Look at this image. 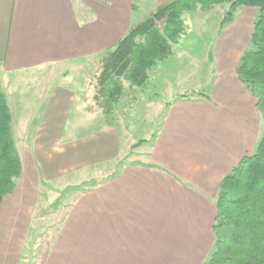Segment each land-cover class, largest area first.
<instances>
[{
    "label": "crops",
    "instance_id": "0c3cea01",
    "mask_svg": "<svg viewBox=\"0 0 264 264\" xmlns=\"http://www.w3.org/2000/svg\"><path fill=\"white\" fill-rule=\"evenodd\" d=\"M133 3L0 0V86L21 160L15 189L0 203V264H19L46 184L67 183L121 159L117 169L94 171L104 180L72 188L42 264H201L209 258L219 184L264 133L256 99L236 73L245 50L239 42L249 43L256 14L244 11L239 23L234 17L223 25L208 90L166 100L153 136L134 146L138 139L94 105L92 76L82 69L59 81L41 74L52 66L99 63L139 22Z\"/></svg>",
    "mask_w": 264,
    "mask_h": 264
},
{
    "label": "trees",
    "instance_id": "16d2710c",
    "mask_svg": "<svg viewBox=\"0 0 264 264\" xmlns=\"http://www.w3.org/2000/svg\"><path fill=\"white\" fill-rule=\"evenodd\" d=\"M220 4H228L220 20L221 28L233 20L238 6L257 10L250 46L242 53L236 73L255 97L264 122V0H168L132 25L100 59L93 98L109 123L115 119L123 91L121 78L133 86H142L148 71L173 53V45L186 31L182 12ZM132 8L135 9L134 3ZM20 173L11 115L0 86V203L13 192ZM215 204V241L209 258L201 264H264V133L255 150L243 156L222 178Z\"/></svg>",
    "mask_w": 264,
    "mask_h": 264
},
{
    "label": "rangeland",
    "instance_id": "374dc122",
    "mask_svg": "<svg viewBox=\"0 0 264 264\" xmlns=\"http://www.w3.org/2000/svg\"><path fill=\"white\" fill-rule=\"evenodd\" d=\"M134 4L133 21H140L156 8L157 0H134ZM227 9L228 4H220L205 10L198 8L195 11H183L181 18L186 31L173 45V53L158 61L148 71V78L142 86H133L126 79L121 78L123 91L115 108V119L110 123L113 122L118 129L120 125H123L131 137L138 141H145L144 138L153 136L155 133L164 107L168 103L165 102L166 100L182 95L193 96L208 90L215 74L214 58L215 55L217 56L216 46L222 29L220 20ZM244 11L253 15L257 10L251 6H238L233 14L235 21L239 23ZM239 45H243L246 49L250 46V42L246 43L242 38ZM209 54L214 56L211 60H209ZM99 68L100 61L85 67L82 65L52 66L42 70L41 74L50 79L57 76L59 81L61 75L78 73L82 69L86 75L93 77L92 81L96 87L94 78ZM181 92H187V94L181 95ZM94 105L100 108L96 101ZM124 162L125 160L121 159L113 165L93 167L88 169L85 175L60 185L46 184L45 193L39 196V208L35 210L19 264H42L47 242L55 224L58 223L63 204L71 201L74 196L72 188L87 187L99 180H104V177H95L94 171L117 169Z\"/></svg>",
    "mask_w": 264,
    "mask_h": 264
}]
</instances>
